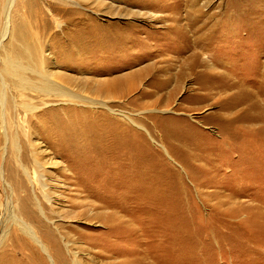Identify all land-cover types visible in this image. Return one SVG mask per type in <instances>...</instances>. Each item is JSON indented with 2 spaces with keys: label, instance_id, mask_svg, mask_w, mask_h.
I'll use <instances>...</instances> for the list:
<instances>
[{
  "label": "rangeland",
  "instance_id": "rangeland-1",
  "mask_svg": "<svg viewBox=\"0 0 264 264\" xmlns=\"http://www.w3.org/2000/svg\"><path fill=\"white\" fill-rule=\"evenodd\" d=\"M148 1L140 0L139 8L111 0L80 2L101 24L119 25L126 19L133 23L130 31L141 33L139 50L147 54L117 73H107L103 66L96 70L103 79L139 70V92L114 103L134 121L124 120L133 137L138 132L137 144L126 147L131 160L138 161V173L129 172V165L108 167L98 180L89 174L70 181L52 166L47 173L60 181L49 180L52 201L35 180H25L24 188L17 189L6 176L7 164L17 163L14 143H20L22 162L32 173L29 147L23 146L27 139L42 142L28 134L37 128L38 118L23 104L42 101L21 88L6 90L7 109L0 114V264H264V110L256 107L264 104V0H170L167 7L142 8ZM9 3L0 0V41ZM27 3L16 0L10 8L6 42L20 29L27 32L28 25L38 33L64 27L46 0H31V7L36 3L32 15L26 13ZM131 12L136 17L128 19ZM161 15L179 19L157 21ZM170 25L181 28L175 38L169 39V32L148 36L147 31ZM145 38H150L148 44L142 43ZM243 39V46L232 50ZM3 77L6 83L13 80L0 73ZM95 85L84 91L96 96L89 92ZM235 116L248 121V128L239 127ZM129 137L124 141L130 142ZM41 157L45 161L51 155ZM9 196L15 206L28 199L30 218L18 203L15 219L8 210Z\"/></svg>",
  "mask_w": 264,
  "mask_h": 264
},
{
  "label": "bare ground",
  "instance_id": "bare-ground-1",
  "mask_svg": "<svg viewBox=\"0 0 264 264\" xmlns=\"http://www.w3.org/2000/svg\"><path fill=\"white\" fill-rule=\"evenodd\" d=\"M81 1L46 0L51 7V11L53 12L54 10L62 16L61 18H56L55 21L57 24L62 23V25H59L64 27L54 33H49L46 29H44V32L38 33L32 31V28L30 30L31 25H28L27 32L20 29L18 33L15 32L11 35L8 41L10 43L8 44L3 38L8 33L10 8L16 2V0H10L6 13L7 23L5 31L2 34V40L0 41V64L4 65L3 68H0V73L7 74L10 80L11 78L13 79L9 83H6L4 77L0 79V114L5 113L7 109L8 96L6 90L8 88L14 89L15 87L16 89L21 88L31 93L34 92L37 98L42 101V104L39 105L23 104L27 112L38 118L37 128L30 130L28 134L33 132L36 137L42 140V142H34L32 139H27L26 145L23 146V150L27 149V145L29 147V156L31 159L29 161L34 171L31 173L26 164L22 162L23 151H21L20 143L18 145L16 142L14 143V147H18L16 155L17 163L12 161L14 165L11 164L12 166L9 168V164H7L6 176L17 189L24 188L25 180L30 182L35 180L40 185L43 195L49 201L53 200V185L50 184L49 180H57L56 177L52 178L47 173L52 166H56L67 180L72 178L80 180L81 175L86 176L89 174H94L93 178L95 177L97 179L102 175L101 172L103 169L108 167L118 170L120 169L118 167L122 168L129 165V172L135 171L138 173L139 170L137 159L131 160V151H126V147H132L137 144L138 132L135 131L133 137L131 128L127 129L125 127L124 124L126 122L124 120L126 119L132 123L134 121L128 114L115 108L114 105L115 102L122 103L126 98H132L139 92V70H132L124 75L117 74L104 79L96 76L98 74L96 70L103 66L104 71L107 73H117V71L122 70L140 54H147L146 51L139 50V36L141 33H139V30L130 31V27L133 28V23L125 18H123L125 21L119 25H115L112 22L101 24V20L98 17H91L87 13L86 8L80 3ZM97 1L100 2L101 0ZM111 1L114 3H125L139 8L140 0ZM30 2L31 0H28L26 13L32 15L33 11H35L34 6L36 3L31 7ZM170 3V0L162 2L149 0L146 4L143 3L141 5L142 8L154 10V6L157 4L167 7ZM45 15L48 17H45L47 21H50L51 15L46 13ZM135 17L134 12H131L128 19ZM155 19L157 21L158 19L160 21L168 20L174 23L173 21L177 22L179 17L177 15H161ZM180 30L181 28L170 25V27H164L161 31H147V33H150L148 36L151 37L156 32L159 34L169 32L170 35L168 38L172 39L181 33ZM148 39L145 38L142 43L148 44ZM209 41L208 43H211ZM243 42L244 39L238 45L236 44L232 50L237 51L240 49L243 46ZM47 50H50V53L46 54ZM13 52L16 53L17 57L13 56ZM95 84L97 85L96 89H91L92 91L89 90V92H94L96 96L102 95V98L105 97L106 99H100L84 91V88L88 89L89 85ZM263 90L262 93H264ZM18 95L29 98L26 92H19ZM15 97L11 95V98ZM54 97L61 98L60 101L62 100V102L48 101V99ZM256 99H259V96ZM55 103L65 104L67 106H60L62 109H58L54 106ZM84 103L87 106L80 105ZM99 107L103 109L100 111L97 110V112L93 111ZM256 107L264 110V104L256 105ZM0 119L3 121V115H1ZM24 121L26 122L27 118ZM233 121L239 127L248 128L249 122L244 119L241 120V118L238 119L235 116ZM167 129V131H176L174 127H168ZM243 135L241 134V136ZM129 136L132 138L130 142L124 141ZM172 137L176 139L178 135L175 134ZM49 144H54L50 146L52 152H47ZM43 146L46 148L43 149ZM43 153H48L51 157L42 161L41 159L43 157L41 155ZM102 156L103 159H101ZM54 158L57 160L60 158L61 161H56ZM239 159L244 160L245 158L240 157ZM81 161L88 162V164H81ZM60 162L62 165L59 166ZM81 180L83 181L84 179ZM57 181L60 182L59 180ZM6 184L12 187L11 184ZM9 197L7 202L8 210L15 219H19L16 210L18 203L22 212L30 218L33 212L28 207V199L23 197L19 202L17 201L18 203L15 206L11 196ZM40 210L44 214L42 207H40ZM25 227L28 229V226ZM37 236L32 237L47 252L46 246L38 240ZM23 248L29 251L28 245L24 246L23 244ZM30 261L32 260L25 261L21 264H30ZM9 264L20 263L11 262Z\"/></svg>",
  "mask_w": 264,
  "mask_h": 264
}]
</instances>
